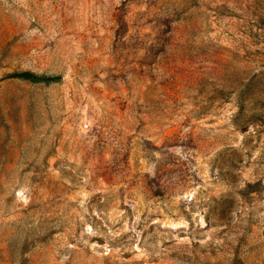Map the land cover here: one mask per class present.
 <instances>
[{
    "label": "rangeland",
    "instance_id": "374dc122",
    "mask_svg": "<svg viewBox=\"0 0 264 264\" xmlns=\"http://www.w3.org/2000/svg\"><path fill=\"white\" fill-rule=\"evenodd\" d=\"M0 264H264V0H0Z\"/></svg>",
    "mask_w": 264,
    "mask_h": 264
},
{
    "label": "trees",
    "instance_id": "16d2710c",
    "mask_svg": "<svg viewBox=\"0 0 264 264\" xmlns=\"http://www.w3.org/2000/svg\"><path fill=\"white\" fill-rule=\"evenodd\" d=\"M10 76L31 80L33 82H47V83L59 80L61 78V75H39V74H36L28 70L14 72V73H11Z\"/></svg>",
    "mask_w": 264,
    "mask_h": 264
}]
</instances>
